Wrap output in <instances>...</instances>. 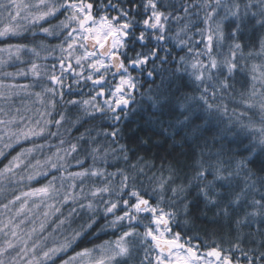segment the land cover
I'll list each match as a JSON object with an SVG mask.
<instances>
[{
  "label": "snow or ice",
  "instance_id": "6c2138e0",
  "mask_svg": "<svg viewBox=\"0 0 264 264\" xmlns=\"http://www.w3.org/2000/svg\"><path fill=\"white\" fill-rule=\"evenodd\" d=\"M31 7L35 11L21 17L17 0H0V17L8 20L0 27V38L25 32L36 37L32 31L36 27L43 34L37 46L0 48V53L17 61L21 53L30 56L27 69L2 73L4 77H31L27 84L0 80V158H6L5 149L32 141V147L21 148L0 168V178L39 183L52 170L60 174L40 187L21 191L0 206V214L20 201L15 213L19 216L29 199L40 197L48 209L43 213L46 219L71 204L56 229L70 225L74 218L82 222L59 243L47 246L45 237L29 247L18 237V224L13 225L11 218L0 221V233L12 225L5 235L18 237L0 246V264H55L77 240L93 235L101 239L109 233L115 239L83 247L62 264H264V161L258 168L250 167L258 154L264 156V36L258 49L250 40V29L256 25L264 31V0L243 4L239 0H37ZM48 38L59 43H45ZM53 56L56 63H40ZM109 77L118 82L112 85ZM139 77L150 79L147 95L157 114L174 117L169 127L176 130L168 135L172 147L183 149L191 140L198 148L193 174L186 182L176 183L182 169L175 158L167 162L168 175L154 173V185L148 187L138 183V175H146L141 162L152 167L154 161L138 157L135 164L128 163L132 173L97 166V160L107 165L109 156L98 137L111 138L110 144L119 142V124L136 100ZM237 77L248 79L250 86L238 90ZM36 87L40 91L34 92ZM21 95L34 96L33 103L39 102L41 109L25 116L15 108L13 114L5 105H14L13 98ZM24 111L32 109L25 105ZM96 119L110 121L108 128L93 134V128L86 127L67 149L57 148L43 161L26 163L46 146L34 138L61 136L63 145L61 128L70 131ZM184 130L188 134L177 141ZM166 131L161 127L159 134ZM209 132L211 143L205 135ZM224 141L244 144L248 155L235 158L225 151ZM148 143L140 140L144 146ZM119 150L128 162L127 146L121 144ZM89 158L92 163L84 167ZM72 161L80 171H69ZM22 166L32 171L18 173ZM115 177L119 179L113 183ZM7 191L0 187V195ZM197 223L212 228L204 239L198 233L188 234ZM45 227L41 222L40 229ZM35 232L34 227L28 238ZM17 243L23 246L10 253Z\"/></svg>",
  "mask_w": 264,
  "mask_h": 264
},
{
  "label": "trees",
  "instance_id": "16d2710c",
  "mask_svg": "<svg viewBox=\"0 0 264 264\" xmlns=\"http://www.w3.org/2000/svg\"><path fill=\"white\" fill-rule=\"evenodd\" d=\"M37 0H35L36 2ZM29 2V0H17V3L21 5V17H23L26 13L29 12L22 9V6H26V4ZM241 4L245 3L246 0H239ZM253 10H256L255 8ZM35 11V9L30 10ZM60 19H63L61 16ZM57 21H53V23H56ZM8 20L6 16L0 17V27H2L4 24H7ZM15 23V22H13ZM43 23V22H41ZM44 27L48 26V24L44 23ZM32 31L37 32V36L33 37L30 32H25L20 36H13L9 38H0V48H6L9 44L16 45V44H25L29 47L37 46L40 43V38L42 35L39 32V27L33 28ZM264 36V31L260 29L259 25H256L255 28L250 29V40L251 43L258 49V41L259 39ZM49 41L48 43L54 44L59 43V40L57 39H47L44 41L45 43ZM247 51V48L245 49ZM178 51V50H177ZM5 54H0V60L4 61V64L0 66V80H4L5 83H18V84H27L30 83L31 77H15V79L10 77H4L2 73L5 72H17L19 69H27L28 67V60L30 59L29 55H26L24 53H21L20 60L16 61L15 59H8ZM183 54V53H181ZM3 55V57H2ZM59 54H55V56H58ZM55 56L49 57L47 61H40V63H47L52 64L56 63ZM257 62H259L257 60ZM140 79V87L138 88L136 92V100L134 103L130 106L131 111L129 116L126 119H122L120 121L119 127L122 130V136L119 138L118 143H111V138H107V140L101 136L98 137L99 141L104 145V148H107L109 150V156H108V164L103 165L100 160H97V166L98 167H107L108 172H115L117 168H124L126 171L132 173V169L128 167V163L135 164L137 162L138 157H143L144 161H154V166L149 167L144 162H141V166L144 167V174L138 175V183L142 182L145 187H148L150 184L154 185L155 177H153V174L155 173V176H160L161 171H163V175L167 176V162L172 161L175 159H179L180 161V168L182 171L177 175L176 177V183L186 182L187 179H189L193 174V161L195 159V152H198V148L195 147V144L191 140H189L185 145L183 149L180 148H173V140L168 139V135L175 131L176 129L174 127H169V124L175 123L174 117L164 115L159 116L157 114V110L153 107H151V101L148 99V88L150 85V79L145 77H139ZM110 83L112 85H115L118 81L112 80L111 77H109ZM236 88L238 90L246 89L250 86V81L244 77H237L236 82ZM34 92L40 91L39 87H36L33 89ZM85 93H87V88H84ZM107 91V89H106ZM87 98V96H85ZM15 103L14 105H5L6 107H11L13 109L15 108H21L22 113L25 116H31L33 112H35L37 109H41V104L39 102L33 103L35 101L34 96H26L21 95L18 97L13 98ZM99 99V98H98ZM21 100L25 102V104H21ZM25 105L30 107L32 109V112H26L24 111ZM38 116L33 117V121L37 119ZM159 119L161 121V124H156V120ZM254 119H258V117L254 116ZM110 124V121L100 119H96L93 121H90L82 126L78 125L76 127H72L70 131H65L64 128L60 129V132L63 136V139L65 140V143L63 145L60 144L61 136H51L46 134L44 137L40 138H34L35 143L38 144H45V148L42 151H38L33 153L32 157L29 161L31 163H35L36 159H40L43 161L45 157H50L57 151V148L61 149H67L69 147V144L75 143V138L79 136L81 132H84L86 127L93 128V134H95V131H98L99 128H108V125ZM17 127L16 125L13 126V128ZM163 127L167 131L165 134L160 135V129ZM155 129V131H153ZM56 128L53 126L51 127V132H55ZM187 130H184L183 132H180L179 135L176 136V140L179 141L181 138L185 135H187ZM206 138H209V142L211 143L210 137L212 135L211 132L206 133ZM7 139V137H6ZM148 140L149 143L147 146H144L140 144V140ZM202 142V141H201ZM197 142V143H201ZM82 143V142H81ZM247 143V141L245 142ZM126 145L128 148V155H129V161L125 162L122 159V153L119 150V145ZM225 151L228 152L230 155L234 156L235 158H242L243 156L248 155V153L245 151L244 144H230L228 141L223 142ZM189 145H192V147H189ZM220 145L218 144L217 147ZM32 147V141H22L21 144L14 145L11 149H5L6 158H0V168H2L5 164H7L8 160L11 159L13 155H16L17 152L21 150V148H30ZM115 149V151H112ZM195 150V151H194ZM180 153H183L180 155ZM73 156L76 155L75 153L72 154ZM114 157H121L120 159L114 160ZM264 161V156L257 155L253 163L250 165V167L258 168L260 163ZM91 158L85 160L84 167H87L89 164H91ZM164 164V168H161V165ZM80 166L75 164V161H72L69 171H80ZM32 169H24L22 166L21 169H17V172L26 175L28 172H31ZM62 171V170H61ZM56 174L59 175L60 173H56L55 170H52L50 174L45 177L39 178V183L36 181H18L17 179L10 178L9 180H3L0 178V187H6L9 191H7L4 195H0V206L3 204H6L9 199L14 198L15 195H18L21 191H28L32 187H40L42 184H46L48 180L51 179L52 175ZM148 177H153V180H149ZM210 178V177H209ZM111 179V178H110ZM119 177H115L113 179V183H115ZM57 187H59V184H57ZM12 189H15V191H11ZM195 189L192 190V195H194ZM192 198L191 196L189 197ZM257 198H259V195H257ZM23 199V198H22ZM55 201H48V203H54ZM36 204H39L40 206L37 208L35 207ZM20 206V201H17L15 205L10 206V211L4 212V214H0V221H3L4 223H7V220L9 218L12 219L13 225H19V228L17 229L18 237L22 236L24 240L28 241L29 247L31 245L38 241V240H44L45 237H48V239L45 241V244L47 246H51L54 243H59L61 240L64 239L65 236H70L72 229H76L79 227L82 220L80 218H74L73 222L69 224H65L62 226L61 229H56V224L59 219H62L64 216L68 215L69 208L71 207V204L64 205V207L61 209V213H57L56 215H50L47 217V219L44 217L43 213L47 211L46 204L40 203V197H32L28 200L27 208H25L24 212L21 213V215L16 216L15 213L17 209ZM31 210V211H29ZM21 221H24L23 223H20ZM41 222L46 223V227L41 230L40 224ZM105 221L101 219L99 221L100 224L104 223ZM3 226V225H0ZM36 228V232L32 235L31 239L28 238V233L31 231L32 228ZM97 231L99 230V226L97 225ZM12 228V225H9L4 229L3 233H0V246L4 244V242L8 239L16 240L18 237L14 238L11 237V235H5V233H10V230ZM179 230V229H176ZM211 226H208L207 229L200 224L197 223L196 229L188 233L189 235H196L198 233L199 239H204L206 236L207 231H211ZM49 233H52L51 236H49ZM184 237V233H182V240ZM104 239H115L111 233L108 235L101 236V239H96L95 236H91L89 239H81L77 240L71 248L67 250L66 253H62L61 256H58L56 258L55 264H62V260L68 259L69 256L74 255L75 251L81 250L83 247H92L93 244H99ZM196 240H193V243H196ZM22 243H17L15 249H10L9 252L12 254H15V251H18L22 247ZM39 252V249H38Z\"/></svg>",
  "mask_w": 264,
  "mask_h": 264
},
{
  "label": "rangeland",
  "instance_id": "374dc122",
  "mask_svg": "<svg viewBox=\"0 0 264 264\" xmlns=\"http://www.w3.org/2000/svg\"><path fill=\"white\" fill-rule=\"evenodd\" d=\"M37 2V1H36ZM35 2V0H29V2L26 4V6H28V7H24V6H22V9L23 10H26V11H30V10H33L34 8H32L31 6L33 5V4H35L36 3ZM24 13H27V12H24ZM47 27V26H46ZM41 35H43L42 33H40ZM49 39H54V38H49ZM49 41H47L46 43H48ZM49 44V43H48ZM51 44V43H50ZM54 44H56V43H54ZM0 54H3V53H0ZM56 54H59V52H57ZM5 56L8 58V59H10L9 58V56H8V53L7 54H5ZM2 57H3V55H2ZM14 59V58H13ZM17 61V60H16Z\"/></svg>",
  "mask_w": 264,
  "mask_h": 264
}]
</instances>
